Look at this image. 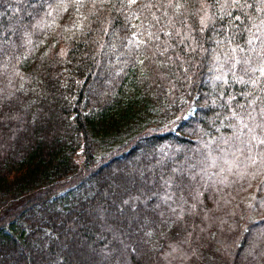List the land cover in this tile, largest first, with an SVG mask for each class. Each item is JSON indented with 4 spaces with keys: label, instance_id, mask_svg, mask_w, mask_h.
Returning a JSON list of instances; mask_svg holds the SVG:
<instances>
[{
    "label": "trees",
    "instance_id": "obj_1",
    "mask_svg": "<svg viewBox=\"0 0 264 264\" xmlns=\"http://www.w3.org/2000/svg\"><path fill=\"white\" fill-rule=\"evenodd\" d=\"M261 68L264 0H0V264H264Z\"/></svg>",
    "mask_w": 264,
    "mask_h": 264
},
{
    "label": "rangeland",
    "instance_id": "obj_2",
    "mask_svg": "<svg viewBox=\"0 0 264 264\" xmlns=\"http://www.w3.org/2000/svg\"><path fill=\"white\" fill-rule=\"evenodd\" d=\"M112 79H114V77H112ZM221 83H222V81H221ZM230 143H231L230 140H229V142H228L227 139H226V140L223 139V140H222V148H227V147L230 145ZM217 156H219V152L217 153ZM234 157H235V155H233V156H227L225 160H227V158H233V159H234ZM209 161H210V164H215V163H217V161H218V157L210 156V157H209ZM198 172L200 173V179L204 181V180L207 178V176L204 174L203 171H198ZM90 180H91V179H90ZM90 180L87 182V185L90 184ZM169 181H170V180H169ZM163 184H164V186H165V185H167L168 183L164 182ZM167 202H168V201H167ZM165 203H166V201L164 202V204H165ZM47 211H49V209H47ZM77 216H79V215H77ZM64 232H65L67 235L76 234V232H72V230H70V229H68V228L65 229ZM81 246H82V248H85V247H86V244L83 243V245L81 244Z\"/></svg>",
    "mask_w": 264,
    "mask_h": 264
},
{
    "label": "snow or ice",
    "instance_id": "obj_3",
    "mask_svg": "<svg viewBox=\"0 0 264 264\" xmlns=\"http://www.w3.org/2000/svg\"><path fill=\"white\" fill-rule=\"evenodd\" d=\"M135 2H136V0H130V3H135ZM202 23H203V21H202ZM259 71L261 72L262 75H264V68L259 69ZM260 143H264V140H261Z\"/></svg>",
    "mask_w": 264,
    "mask_h": 264
}]
</instances>
